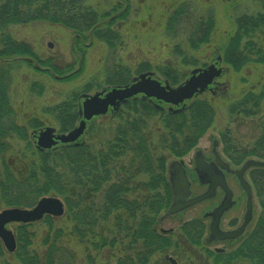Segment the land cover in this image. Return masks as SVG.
<instances>
[{
	"label": "rangeland",
	"instance_id": "1",
	"mask_svg": "<svg viewBox=\"0 0 264 264\" xmlns=\"http://www.w3.org/2000/svg\"><path fill=\"white\" fill-rule=\"evenodd\" d=\"M83 1L96 10L99 15H103L117 6L116 10L108 15H112L111 23L107 26L108 29L106 30L105 26L102 28V33H107L110 38L115 36L111 47L100 37H92L91 40L86 38L79 45L77 42H73L75 35L72 31L43 21L9 27L10 36L16 42L26 44L32 53L30 62L11 60L17 57V55H12L13 57L9 58L10 61L0 63V72L4 75L8 73L10 77L9 102L15 112V122L18 126L24 127L27 141L32 142L31 133L34 128L60 129L61 121L55 107L62 103L73 107L76 112L74 125H77L79 120L77 112L81 105L78 96L84 93L94 94V92L105 88L110 89L113 86L111 83L116 79L119 80L120 76L123 77L126 84L138 74L147 71L160 81L166 80L168 74L169 78H173V76L178 78V83L173 84L176 86L187 79L193 69L206 68L211 64H216L217 68L222 69L221 76L215 79L217 84L191 99L205 100L212 107L214 118L210 127L196 140L194 146L182 156L176 157L174 150H170L169 147L170 137L167 138L165 134H161L163 132L162 116L153 115L148 118L149 132L151 133L150 147L155 156L164 157L165 171L166 166L173 160L182 159L186 166L191 167L195 150L208 152L213 140L220 142L219 149L222 151L224 135L229 138L231 146L246 147L249 150L257 131L255 134L253 126L247 123L251 118L254 122L264 118V103L250 118L239 111H231V107L249 92L254 94L264 92V29L249 38L242 39L244 42L246 40L252 42L251 46H247L244 51L247 60L243 66L236 67L238 57L233 63L224 61L223 58L230 39L235 36L238 30L237 20L244 16L264 13V0ZM183 1L191 4L193 19L199 20L201 16H205L209 12L214 17L215 25L210 34L209 43L198 50L189 48L187 30L176 34L166 30L169 15ZM116 14H119L118 17ZM49 44H52V47H49ZM19 57L26 56L20 55ZM218 58L221 60H217ZM51 63L58 71L57 76H64L69 72L70 76L59 79L50 75L49 72L39 69L41 66L49 67L48 65H52ZM116 65L121 68L116 69ZM112 69L114 72L109 73ZM191 100L185 101L184 106ZM150 103L160 105L164 111L171 107L156 100H152ZM122 110L126 112L124 107ZM119 114L114 117L108 113L106 116L92 119L87 125L85 134L80 136L77 142L89 144L94 150L105 148L115 137L116 127L120 123ZM245 122V126H239ZM32 147L36 149L33 144ZM11 148L9 153L13 157L12 168L20 170L19 158L22 152L27 151L26 142L14 139ZM194 187L195 191H198L199 188ZM44 196L60 198L64 202V214L52 218L48 222L50 224L42 219L33 222L28 227L27 232L31 234L29 250H33L41 256L46 248L43 245L44 239L46 237L52 239L55 234H58L62 245L75 254V264H115L116 258L123 255V243L121 246L111 245L114 236L113 215L115 214L98 225L97 235L103 236L105 239L103 242L106 245L99 249H93L91 245L79 244L70 235L72 223L68 217V207L65 201L53 193ZM95 200L97 203L100 202L99 199ZM70 205L74 206L73 203ZM6 208L11 207H7L0 197V211ZM256 208L260 211L258 204ZM189 212L192 213L189 210L186 218L191 216ZM177 221L178 219H170L163 224V228H177ZM17 226L18 223H10L7 228L12 230L15 235ZM57 230L61 232V235L59 231L56 232ZM165 256L163 254V258ZM188 258L190 261V257ZM2 261L3 264H20L15 256H4ZM178 261L179 264H187L181 258Z\"/></svg>",
	"mask_w": 264,
	"mask_h": 264
},
{
	"label": "trees",
	"instance_id": "2",
	"mask_svg": "<svg viewBox=\"0 0 264 264\" xmlns=\"http://www.w3.org/2000/svg\"><path fill=\"white\" fill-rule=\"evenodd\" d=\"M116 8L99 15L83 0H0V60L8 62L12 55L32 57L31 49L26 44L16 42L10 36L9 27L33 21L59 25L72 31L75 35L73 42L79 45L86 38L91 40L92 37H100L111 47L115 36L110 38L107 33H102V28L105 26L108 29L112 20V15H108ZM191 9L189 2H180L169 15L166 30L172 34L187 30L189 48L198 50L209 43L215 25L214 17L209 12L195 20ZM116 15L118 17L119 14ZM237 21L238 30L230 39L223 59L233 63L238 57L236 67H241L247 60L244 51L252 44L242 39L264 29V13L244 16ZM48 66L55 74L58 72L53 64ZM116 66V69L121 68ZM112 72L113 69L109 71ZM167 75L166 80L171 85L178 83L177 77L169 78ZM125 82L120 76L119 80L111 84L122 85ZM9 84V74L0 72V197L3 203L7 207H31L42 196L57 194L68 207L67 213L72 223L70 235L79 244L91 245L93 249L106 245L103 236L97 235L98 225L107 221L112 214L121 211L125 215L128 212L143 215L148 212L150 216L146 217L150 220L166 206V201L159 200L152 190V184L150 186L149 182H141L142 179L152 182L156 178L164 179L163 176L155 175L154 169H158L160 174L165 170L164 157L155 156L150 147L148 118L153 115L162 116L161 134L170 137L169 147L174 150L176 157L182 156L194 146L214 118L212 107L201 99H193L178 110L167 111L148 100L135 99L124 105L126 112L120 111V123L115 137L105 148L94 150L89 144L79 143L62 144L40 151L32 147V142L27 141L24 127L15 122V112L9 102ZM263 103V91L260 94L249 92L235 102L231 111H239L250 118ZM55 110L61 121V131L74 126L76 112L71 105L62 103ZM247 124L253 126L257 135L249 150H246V156L254 155L264 159V118L257 122L251 118ZM245 125L246 122L239 126ZM14 139L26 142L27 151L22 152L19 158L20 170L12 168L13 157L9 153ZM224 142L227 145L229 139L225 138ZM95 199L100 202L97 203ZM52 218L47 215L43 219L48 223ZM31 224H18L14 252H7L0 240V264H3L4 256H15L20 264H75V254L62 245L58 234L52 239H44L43 245L46 248L41 256L29 250L31 234L27 229Z\"/></svg>",
	"mask_w": 264,
	"mask_h": 264
},
{
	"label": "flooded vegetation",
	"instance_id": "3",
	"mask_svg": "<svg viewBox=\"0 0 264 264\" xmlns=\"http://www.w3.org/2000/svg\"><path fill=\"white\" fill-rule=\"evenodd\" d=\"M39 69L47 71L59 79L66 78L71 74L69 72L64 76H57L49 67L41 66ZM152 78L155 77L152 76ZM126 84L113 85L110 89L105 88L94 92V94L100 93L101 96H104L113 87ZM215 84L217 83L214 80L205 91L211 89ZM84 94L78 96L81 105ZM138 96L140 97L138 98ZM135 99L148 100L149 102L155 100L154 98H144L139 94L120 103L115 108L109 106L105 114L92 117L86 123V128L94 118L106 116L108 113L116 117L128 101ZM81 105L77 112L79 120L82 118ZM154 105L162 109L160 105ZM44 128H34L31 134L38 133ZM86 128L83 134H85ZM69 130L61 131L59 129L55 133H65ZM225 138L226 136H223V140ZM214 142H216L215 148L213 147ZM219 145L218 140H213L208 152L201 151L206 170H196L194 162H191L193 165L188 167L180 159L188 181L190 195L187 200L201 196L210 187L213 194L194 202L175 214L165 216L173 199L169 181V165L166 166V171L164 170L162 174L158 172V169H154L155 175L163 176L164 179L156 178L154 182L142 179L141 182H149L150 186L153 185L152 190L157 194L159 200L166 201V206L164 211L162 209L150 220L149 217H146L150 216L148 212L143 215L139 212L136 214L128 212L127 215L121 211L114 213V236L111 245L121 246L123 243V255L116 258L115 264H179V258L187 264H264V167L250 166L243 172L244 180L248 183L251 192L250 211H248L246 191L241 187L240 181L234 173L249 159L260 161H264V159L254 155L246 156V147H234L229 142L225 145L224 142L222 151H220ZM194 186L199 188L198 191H195ZM227 193L230 195L228 200L230 206L226 210L218 212L216 209L225 201ZM257 204L260 211L256 210ZM189 210L192 211V213L189 212L191 216L186 218ZM119 215L123 217H119ZM170 219H178L177 228H163V224ZM163 254L166 255L164 258ZM188 257H190V261Z\"/></svg>",
	"mask_w": 264,
	"mask_h": 264
},
{
	"label": "water",
	"instance_id": "4",
	"mask_svg": "<svg viewBox=\"0 0 264 264\" xmlns=\"http://www.w3.org/2000/svg\"><path fill=\"white\" fill-rule=\"evenodd\" d=\"M48 46L52 47V44ZM20 59L29 60L27 57L14 58V60ZM217 60L220 61L221 59L218 58ZM221 73L222 69L217 68L216 64H211L206 68H195L190 72L187 79L176 86H171L167 81L161 83L160 80L152 78L153 75L151 72L141 73L134 77L132 82L123 86L113 87L104 96H101L100 93H95L90 96L84 94L82 96L84 100L80 111L82 118L74 128L66 133H55V128L46 127L32 135V142L41 151L55 147L58 144L74 143L76 145L78 144L76 142L77 139L83 134L86 128V123L92 117L103 115L107 112L109 106L115 108L120 103L138 94L173 106H183L185 101L192 99L197 94L203 93ZM215 144L216 142L213 144L214 148ZM193 162L196 170L205 169V160L200 150L196 151ZM181 164V160H173L168 166L173 199L165 216L175 214L185 207L192 205L194 202L213 194L212 188L210 187L201 196L187 200V197L190 195L188 181ZM250 166L264 167V161L249 159L240 169L234 171L240 181L241 187L246 191L248 196V211L251 209V192L248 183L244 180L243 172ZM223 187L225 188V186ZM229 199L230 195L228 194L225 201L216 210L218 212L226 210L230 206ZM63 214L64 203L60 198L55 196H43L30 208L11 207L3 209L0 211V240L6 251L12 253L16 248V240L12 230L7 228L8 224H27L40 221L46 215L60 217Z\"/></svg>",
	"mask_w": 264,
	"mask_h": 264
}]
</instances>
